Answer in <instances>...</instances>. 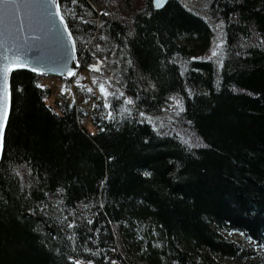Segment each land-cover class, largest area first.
<instances>
[{"label": "trees", "instance_id": "trees-1", "mask_svg": "<svg viewBox=\"0 0 264 264\" xmlns=\"http://www.w3.org/2000/svg\"><path fill=\"white\" fill-rule=\"evenodd\" d=\"M206 1L228 35L222 65L193 61L213 45L214 29L185 1L156 9L153 0H79L72 16L59 0L82 69L94 61L96 31L105 47L129 52L115 72L125 95L110 92L111 119L100 101L88 124L82 104L47 103L57 92L45 77L12 74L0 264H111L115 243L132 264H264V48L239 44H264V0ZM173 96L209 148H177L172 129L148 121Z\"/></svg>", "mask_w": 264, "mask_h": 264}, {"label": "water", "instance_id": "water-1", "mask_svg": "<svg viewBox=\"0 0 264 264\" xmlns=\"http://www.w3.org/2000/svg\"><path fill=\"white\" fill-rule=\"evenodd\" d=\"M168 1V0H167ZM59 2V0H58ZM30 8H21L18 15L22 19L9 22L7 19L0 24V100H4L5 93H11V73L7 82L3 76V63L16 55H22L30 61L26 69L51 78L70 79V72L79 70L77 48H73L68 29L60 19V11L47 0H29ZM155 4V3H154ZM165 5V4H164ZM162 8V7H160ZM5 12L0 4V16ZM54 14V15H53ZM32 68L38 69L33 71ZM12 96V95H11ZM7 108V124L11 110L10 104L4 100ZM7 124L4 127V135ZM3 152L0 153V162Z\"/></svg>", "mask_w": 264, "mask_h": 264}, {"label": "rangeland", "instance_id": "rangeland-1", "mask_svg": "<svg viewBox=\"0 0 264 264\" xmlns=\"http://www.w3.org/2000/svg\"><path fill=\"white\" fill-rule=\"evenodd\" d=\"M182 1L183 2L185 1L186 5L189 6V9L197 10V8L204 6V3L206 0H182ZM135 2L136 0H130L129 4L133 5ZM121 6L126 7L127 4L123 3ZM201 12L203 14L202 10ZM127 18H129V16H127ZM209 22L212 24V27L214 29V34L217 36V38H216L214 46L211 49H209L210 51L201 53L202 55L200 57L205 58V59H209V57H211V59L212 58L223 59L226 53L229 52V50L224 47L225 44L222 43V38L224 39L223 33L225 30L224 24L214 21V20L209 21ZM254 41L257 42V40H254ZM87 48L91 50V53L93 52L95 53L94 61L92 64H98L100 68L99 71H96L91 67H89L88 69H82L81 61L83 60V58L77 55L80 69L75 73L74 76H72V78L61 79V78L47 77V80L44 79L42 82L46 81V84L54 88L55 92H57L52 98L46 99L47 103L51 104L54 101V98L59 99L60 97H64L66 100H69L70 102L74 104H82L84 107L88 109V113L90 114V115H87L86 117V122L89 124L91 115L93 114L92 112L94 111L95 106L98 102L102 101L103 107L107 109L108 114L110 112L109 108L105 106V105H108L106 101L107 97H105L104 93L101 92L100 90L101 84L105 86L108 92H124L119 86L120 81L116 78L117 75H115V72L117 74L118 72L117 66L119 67L121 64L120 62L121 57L125 56L127 59L129 58L130 54L126 50V48H123V47H119L120 50H122L120 53H118L116 49L105 47L98 40L97 31L94 33L91 41L89 42V46ZM213 50L216 51L217 55L212 56ZM77 54H78V51H77ZM101 61L103 63H100ZM34 74H37V73H34ZM38 75L46 77L41 74H38ZM89 89H91L92 91H89ZM174 97L175 99H171L170 103L162 110L161 113L157 114L154 117L149 115L147 119L150 123H153L155 126L160 127L164 130L172 129L173 131V130L181 129L184 131V135L191 134L190 131L192 130L190 129L189 131V128L187 127L185 122L181 119V115H180V111L182 107L181 99L178 96H174ZM11 100H12V96H11ZM177 101H179V103H177ZM185 131H187L188 133H185ZM194 139H195L194 143H199L197 138H194ZM4 140H5V135H4ZM233 239L239 240L241 238L239 236H233ZM247 245L250 246L249 243H247ZM112 254H113V257H111V261L112 262L114 261L115 264H120L118 263L117 259H115V254L119 255L125 264H129L128 262L124 260L122 251L121 249H119L116 243L112 247ZM76 258L77 257H75L73 260H81V259H76ZM137 261H138L137 264H145L141 260H137ZM83 264H86V263L83 261Z\"/></svg>", "mask_w": 264, "mask_h": 264}, {"label": "snow or ice", "instance_id": "snow-or-ice-1", "mask_svg": "<svg viewBox=\"0 0 264 264\" xmlns=\"http://www.w3.org/2000/svg\"><path fill=\"white\" fill-rule=\"evenodd\" d=\"M47 2L50 3L51 5H55L57 12L60 11L61 5L58 2V0H47ZM78 2H79V0H68V3H66L64 6L69 7V4L76 5V4H78ZM154 3H155V6L157 8H160V7H163L164 4L167 3V0H154ZM0 4H2L4 6V9H5V12L3 13V15L0 16V24H2L5 19H7L9 22L14 21L15 19H22V17H20L18 15L20 9L31 7L29 0H0ZM69 14L72 16H75V12L72 10L71 7H69ZM105 14L107 15L108 13H105ZM60 19H61V21H64V26L66 29H68V22L65 20V17L62 13L60 14ZM81 19H83V18L81 17ZM85 23H88V21H85ZM221 23H223V22H221ZM68 35H69V37H72V31L70 29L68 30ZM71 43L73 45V48H75L76 40L74 38L71 40ZM93 55H95V53H93ZM215 55H217V53L215 50H213L212 56H215ZM209 59H211V57H209ZM100 63H103V62L101 61ZM129 63H131V61H129ZM220 63L222 65V62H220ZM29 66H30V61L26 60L22 55H16V56L12 57L11 59H6L5 62L3 63V66H2L3 67V76H4L5 82H7L8 74L11 73L14 69L26 68ZM89 67L93 68L96 71L100 70L98 64H92V65H89ZM32 70L37 71L38 69L32 68ZM69 75L74 76L75 72H70ZM100 90H101V92L104 93L105 97H107L109 95H113L114 98H116L113 93L108 92V90L105 88V86L103 84L100 85ZM89 91H92V90L89 89ZM189 93L191 94V90H189ZM124 95L125 94L123 92H121L119 94L120 97H123ZM10 97H11V93H10V91H7L5 93L4 100H7L9 102V104H10ZM172 99H175V97H172ZM4 100H0V153H2L3 149H4V127L7 124V108L4 105ZM135 102L136 101L132 97L127 98V105H133V104H135ZM121 103H123V101H121ZM177 103H179V101H177ZM105 106L108 107L109 109H111V107H112V105H110V104L105 105ZM183 110H184L183 107H181V111H183ZM125 111H130V109L127 108V106H126ZM139 115L145 116V113L140 112ZM107 118L111 119V112H109ZM144 175L150 176L151 173L145 172ZM58 191H63V189H58ZM85 207H87V205H85ZM30 210L33 212L37 211V209H30ZM39 211L43 212L44 209L40 208ZM87 223H93V221L89 220V221H87ZM68 227L74 229L77 227V225L74 223H69ZM159 247H162V245H159ZM87 251H91V250L87 249ZM97 255H98V253H97ZM69 258L74 259L72 257H69ZM74 264H83V261L74 260ZM87 264H94V262L92 260H89L87 262ZM112 264H115V262L113 261ZM177 264H178V262H177Z\"/></svg>", "mask_w": 264, "mask_h": 264}, {"label": "bare ground", "instance_id": "bare-ground-1", "mask_svg": "<svg viewBox=\"0 0 264 264\" xmlns=\"http://www.w3.org/2000/svg\"><path fill=\"white\" fill-rule=\"evenodd\" d=\"M170 0H168L167 1V3L169 2ZM207 1H205V3H206ZM60 3V2H59ZM166 3V4H167ZM204 3V6L203 7H200V8H198L199 10H202L203 12H204V15L205 14H207L206 15V18H208V20L210 21V18L208 17V15H209V12H210V10H211V8H208V3H206L205 4ZM165 4V5H166ZM164 5V6H165ZM185 5H186V3H185ZM207 5V6H206ZM163 6V7H164ZM187 6V5H186ZM162 7V8H163ZM188 8H189V6H187ZM156 9H162V8H157V7H155ZM194 11H196L197 12V10H194ZM60 13H62V11H61V8H60ZM212 25V24H211ZM69 28V27H68ZM250 31V29L248 30V32ZM251 36L252 37H256V35H258L259 34V31L257 32L256 31V29H251ZM249 32V33H250ZM253 32V33H252ZM255 32H257V33H255ZM249 35V34H248ZM250 36V35H249ZM73 37V36H72ZM223 37H224V39L222 38V43H224L225 44V41H226V39L228 38V35H224V33H223ZM74 38V37H73ZM216 38H217V36L214 34V36H213V45L211 46V48L214 46V44H215V41H216ZM201 39H199V38H196L195 39V41L196 42H194L195 44H202V42L200 41ZM238 41L240 40V39H237ZM231 43H234L235 44V40L233 39L232 40V42ZM240 44V46H242V47H244L245 49L246 48H250V47H257V48H264V44H258V42H256V41H252V40H249V39H247V38H243V40L239 43ZM190 46V44H188V46L187 47H189ZM225 48H227L226 46H224ZM210 48V49H211ZM210 50H207V51H205V52H209ZM227 54V56H228V54H229V52H227L226 53ZM202 54L200 53V54H194V56L192 57V59H193V61H197L198 63H200V64H208V62L209 63H213V64H218V65H221V63L220 62H222V64H224V63H226V62H224L225 61V59H226V57L225 58H223V59H221V58H212V59H205V58H202V57H200ZM236 56H238V55H236ZM230 57V56H229ZM208 65H210V64H208ZM80 69V68H79ZM18 70H26V69H18ZM18 70H15V71H18ZM15 71H13L12 73H11V75L15 72ZM45 79L47 80V76L45 77ZM44 83H46V81H44V82H42L41 84L43 85ZM11 95H12V90H11ZM174 97V96H173ZM11 107H12V100H11ZM12 109V108H11ZM10 115H11V110H10V114H9V118L8 119H10ZM9 121V120H8ZM189 131H190V129H189ZM185 133H188L187 131H185ZM190 133L191 134H185L184 135V131L183 130H181V129H177V130H173V136H174V138H176L177 139V141L179 142V143H177V145H176V147L178 148V147H181V148H185L186 149V151H194V152H198V151H200V150H202V149H207V148H209L210 147V145L208 144V143H205V142H203V141H200L199 143H194V138H196V136H195V134H194V132L193 131H190ZM4 150V149H3ZM202 152V151H201ZM219 152V151H218ZM221 152V151H220ZM219 152V153H220ZM221 154V153H220ZM3 156V155H2ZM2 160V159H1ZM126 262H128L129 264H132V263H130L129 261H127L126 259H124ZM112 264V263H111Z\"/></svg>", "mask_w": 264, "mask_h": 264}]
</instances>
